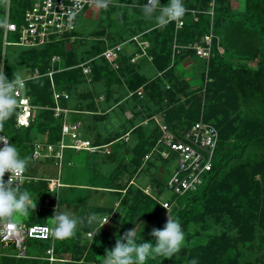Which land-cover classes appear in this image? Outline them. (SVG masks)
<instances>
[{"label": "trees", "instance_id": "obj_1", "mask_svg": "<svg viewBox=\"0 0 264 264\" xmlns=\"http://www.w3.org/2000/svg\"><path fill=\"white\" fill-rule=\"evenodd\" d=\"M119 1L120 5L132 6L133 13L141 14L137 24L141 29L144 24L141 6L147 0ZM192 1L183 0V3L188 10L202 12L198 15L196 22L189 13H186L183 16L185 24L182 29L175 31L174 23L170 22L167 26L161 27L160 33L158 29L154 28L150 32L149 38L155 43L158 41L161 43L159 50H154V61L157 62V59L161 58L160 62L162 63L159 64V68L162 70H166L171 61L174 41L180 46L197 41L208 33L211 23L213 32L218 37L219 47L223 49V52L219 53L215 44L213 56L208 63L207 82H204L202 87L200 86L195 91H182L184 92L183 96L187 98L185 102L183 101V109L180 110L182 114L184 115L185 111L192 109V105L195 106L189 117L192 123L182 132L202 119L213 124L219 133L213 168L207 173L203 185L195 192H189L182 196L171 194L168 202L171 206L167 210L155 197L161 196L162 192L168 190L166 183L172 169L168 170L166 178H161L160 173L155 172L154 186L158 184L160 187V193L156 196L147 195L143 191L139 192L132 202L129 201L132 190H129L128 187L124 189L115 185L108 190L117 193L118 200L121 199L117 200L119 202L116 209L118 212L117 221L113 222L119 226L116 233L104 226L96 229L92 239L85 237L86 240L82 243L79 234L76 233L69 238L54 237L53 242L32 239L27 241L28 258L17 259L2 255L5 260L16 264H103L105 250L114 248L118 236H122L134 227L137 230L142 224H148L151 231L141 238L137 236V233V243L149 242L155 246L156 240L150 233L153 228L163 229L169 213L174 220L180 222L185 234L184 243L190 244L196 237L210 236L217 230L221 231L219 235L214 236V239L211 238L207 241L210 247L206 249L210 253L204 258L203 264H247L245 259L247 261L252 259L256 264H264V0H244L245 8L242 12L234 11L228 5H224V0H213V20L206 14L212 0ZM5 2L6 0H0V20L7 19L20 25L22 15L29 6L30 0H9L10 8H8L7 18L4 15ZM167 3L168 0H160L161 6ZM116 5L117 2L112 1L107 9H100V11L112 13L115 11L114 6ZM188 18L190 22L186 21ZM78 34L75 29L70 36L79 39L80 36H75ZM11 35L17 41V35ZM16 41L8 42L16 43ZM3 42L4 27H0V53L3 48L19 49L21 53L16 57V59L18 58L16 61L18 67L28 68V71L21 77L32 75L35 71L39 74V77L28 80L26 84V95L29 102L39 113L35 114L33 111V118L28 127L16 128V110V114L4 123L2 130L10 139L11 144L16 146L20 156L29 158V166L25 173L30 175L28 169L32 163L36 162L32 159L34 145L44 142L43 138H38V135L42 137L44 135L45 140L50 143L56 142L60 137V121L54 117L52 111L46 110V108L54 106L53 89L64 91L69 95V100L61 101L60 104L69 108L73 103L74 109H70L73 112L94 109L91 94L87 92L88 96L82 95V98L78 96L76 102L73 92L78 88V85L84 86L88 81L92 82L91 77L93 78L94 71H101L99 65L105 63L106 66H109L101 54L110 44H106L104 41L98 43V48H95L94 53L96 59L94 62L91 61L92 64L90 61L88 63L91 72L87 78L82 73V64L76 60L74 51L66 48L69 43L64 40L33 47L4 46ZM74 42L75 40L72 43ZM59 44H61L60 47ZM173 55H177V59L188 55L195 56L192 51L184 49L176 55L173 53ZM54 57L58 58L55 62L52 61ZM60 59L62 60L60 61ZM256 62L258 64L256 69L248 67L249 63ZM3 68L6 77L11 80L13 74L16 73L17 65H11L7 61L4 62ZM102 69L109 72V69L104 66ZM167 71L166 75L172 76V69H167ZM48 73H52L51 77L48 76ZM169 81L172 88L177 86L176 83H172V79ZM182 82L179 85L180 89L184 88ZM83 100L88 103L83 105ZM176 102H179V99ZM199 102H203L207 107V111L204 110L202 115H198L196 109ZM184 106L190 108L186 109ZM223 113L225 117L232 119L230 123L232 127L228 131L223 130L213 120L218 114ZM36 116L40 118V124L37 123V125H35ZM31 131H35L34 139H28L27 135ZM182 132L175 133L181 134ZM157 140L153 146L149 147L150 154L147 160H150L154 155L163 163L171 164L172 160L164 159L161 156L162 149H155ZM93 146L98 147L97 145ZM46 162L51 163L50 161ZM139 167V162L131 167L133 173L137 175L136 181L144 180L145 176L142 175L153 174L152 170H150L152 172L149 170L144 172L143 168L138 170ZM125 170L126 166L124 165L122 171ZM32 177L34 176L32 175ZM41 181L32 179L19 186L20 190L22 187L28 186L25 190L30 193L32 201L36 203V211L37 207L43 206L45 199H49L50 205H53L51 198L56 197V191L51 193L48 190L47 181L43 179ZM124 198L126 201L121 204ZM206 218L215 220L212 225L206 226L207 228L203 227ZM12 222L14 221L12 220ZM18 223L47 225L45 223ZM92 229L88 226L85 233ZM51 247H53V262H50L46 255ZM39 248L43 253L33 255L34 250ZM66 254H70L71 259L63 258V255ZM162 258L164 259L163 255L153 254L145 264H156V261Z\"/></svg>", "mask_w": 264, "mask_h": 264}, {"label": "built area", "instance_id": "obj_2", "mask_svg": "<svg viewBox=\"0 0 264 264\" xmlns=\"http://www.w3.org/2000/svg\"><path fill=\"white\" fill-rule=\"evenodd\" d=\"M92 8H94L92 0H30L29 6L22 15L20 25L6 19L7 24L4 26L3 44L4 46L33 47L60 40H64L70 44L75 40L74 36H70L76 29L75 19L86 10ZM72 13H75L74 17ZM186 13L191 14L194 22H196L198 15L202 12L188 10ZM206 14L213 20V0L210 2ZM172 22L174 23L175 31L182 29L185 24L183 17L179 21ZM11 34L17 35L16 43L8 42V36ZM218 42V37L213 32L211 23L208 33L203 35L199 40L184 46H180L174 41L172 50L174 54H178L183 49L190 50L195 56L207 63L208 67V63L213 56L215 44L217 51L219 53L223 52ZM139 48L140 53L134 54L131 62H134L139 57L147 56L144 50L148 48V45L140 43ZM121 52L122 45L119 44L104 50L101 57L109 63L112 69L118 70ZM149 59L151 60L152 58L150 57ZM57 60V57L52 59L53 62ZM81 68L84 75L89 73L86 66L81 65ZM51 74L48 73V76L51 77ZM37 77H39V74L36 71L32 75L22 77L24 85L17 91L19 103L16 109V128L28 127L33 118L35 107L30 104L29 98L26 95V84L28 80ZM51 86L53 87L52 83ZM136 94L140 96L141 92L137 90ZM52 98L54 106L46 108V110L52 111L54 117L60 121V137L54 143H50L47 140H44L43 143H36L32 151V159L34 161H50L57 169L58 167L60 169L66 150L95 152L99 151L102 147L93 146L89 139L83 138L80 132V124L69 120L72 110L60 104L61 101L69 100V95L66 92L53 89ZM153 121L159 126L161 132L156 147L162 149L160 154L164 159L172 160L171 174L166 183L168 191L174 196H182L189 192H195L203 185L207 173L213 168V159L219 142L217 128L213 124L201 119L185 132L176 134L166 124L158 122L155 118H153ZM0 135L7 137L2 131H0ZM0 147H3V145L0 144ZM9 175V173L5 174L6 181ZM32 179L37 180L24 173L23 177L17 180V183L20 186ZM44 180L47 181V188L51 193L57 191L61 186L59 174L54 178L49 177ZM161 204L167 205L168 208L171 206V204H168V201H164ZM49 206V199H45L43 206L37 207V212H40L41 207L47 208ZM104 218L102 217L98 224H95L94 221L89 223V218L86 219L87 225L93 228L85 233L87 239H92L96 229L103 226ZM51 228L48 225L42 224L26 225L18 222L10 224L0 222V255L17 259L28 258L27 241L35 239L53 242L55 236L48 231ZM46 254L48 260L53 262V247L48 249Z\"/></svg>", "mask_w": 264, "mask_h": 264}, {"label": "crops", "instance_id": "obj_3", "mask_svg": "<svg viewBox=\"0 0 264 264\" xmlns=\"http://www.w3.org/2000/svg\"><path fill=\"white\" fill-rule=\"evenodd\" d=\"M90 10H86L85 13ZM92 10L100 11L95 7ZM157 14L159 15V12ZM153 20L154 18L147 19L143 16V26L140 29V26L136 25V29L130 33L129 38L125 39L131 38L129 41L125 43L116 41L115 44H111V42L110 46H107L110 48L122 45L120 68L114 70L110 65L111 68L106 66L105 63L99 65L101 71L95 70L93 78L91 77L92 82L88 81L84 85L85 88H88V94H91L93 98L95 108L92 110L82 109V112L72 111L71 114L74 117H69L71 122L80 124L83 138L88 139L86 137L89 135L95 141L93 145L102 147L101 154L104 162L115 166L112 171L109 169V172L105 173L100 170L93 171V168H84L86 173L91 171L92 179L95 182L110 179L119 181L125 178L136 181L137 175L133 173L131 167L138 162L140 163L138 170L143 167L149 158V147L153 146L161 134L159 126L153 121V118L166 124L169 129L175 132L184 131L192 123L189 118L192 110L188 109L184 115L180 111L183 109V101L185 102L187 99L183 96L184 92L182 91H195L200 86L202 87L204 83L201 76L205 62L197 56L189 55L177 59V55L174 56L172 51L171 61L167 68L172 69V76L166 75L169 70L159 68V64L162 63L160 62L161 58H158L157 62L154 61L155 51L159 50L161 43L160 41L155 43L149 38V35L154 28L158 29L160 33L161 27L151 23ZM80 37L79 39L82 38ZM104 39V36L99 34L98 40L104 41ZM140 43L148 45V48L144 50L147 56L139 57L131 62L130 59L133 55L140 53ZM82 65L88 68L89 73L91 72L88 63ZM103 66L110 68L108 73L102 69ZM89 73L83 75L88 78ZM169 79H172V83H176L177 86L172 88ZM181 82L184 83L183 89H180L179 86ZM137 90L141 92L140 96L136 94ZM177 99L179 102H176ZM72 104L69 109L73 110ZM151 117H153L152 120H150ZM89 140L91 141V139ZM72 164L69 162L68 174H71ZM124 165L126 170L123 172ZM75 177L68 176V179L72 180ZM66 186L70 187L71 185L66 184ZM117 204L119 206L118 201ZM108 228L116 233L119 226L116 223H111Z\"/></svg>", "mask_w": 264, "mask_h": 264}, {"label": "rangeland", "instance_id": "obj_4", "mask_svg": "<svg viewBox=\"0 0 264 264\" xmlns=\"http://www.w3.org/2000/svg\"><path fill=\"white\" fill-rule=\"evenodd\" d=\"M114 2H117V5L114 6L115 11L112 13H105V11H95L90 10L88 12H84L81 15H79L75 19V26H76V34L75 36H80L81 39H75L74 43H70L67 45V49H71L74 51L75 58L77 61H79L81 64L83 63H89V61H93L96 59L94 56L95 48H98V43H100L99 34L104 36V42L106 41V44H115V42H122L125 43L128 40H125L129 38L130 33L133 32L136 29V25L140 21L141 14H135L132 11V6L127 7V5H120L119 0H112ZM187 2L192 0H186ZM193 2V1H192ZM130 5V4H129ZM224 5H228L229 8L233 9L237 12H242L245 8L244 0H224ZM8 8H10L9 0H6L5 2V16H7ZM159 12V10L157 11ZM236 13V12H234ZM157 13H154V20L151 23L156 24L155 16H157ZM191 15V14H189ZM190 18V17H189ZM189 18L186 19L187 22L189 21ZM153 26V25H152ZM9 41H16V39L9 35ZM221 39V37H220ZM222 44V39H221ZM223 45V44H222ZM59 47L61 44L58 45ZM102 46V45H101ZM59 49V48H58ZM21 51L17 48H11V49H4L0 53V65H4V62H9L11 65H17L16 73H19L20 75H24L28 68L25 66H19L16 57L19 56ZM62 59H60L61 61ZM91 62L90 64H92ZM248 67L251 69H256L258 67L257 62L256 63H249ZM207 69V71H206ZM203 74H202V80L203 83L207 82V73H208V67L207 63H204L203 65ZM78 88L75 89L73 92V98L74 100H78V96L82 98V95H87L88 88H85L84 86H77ZM88 101L83 100V105H86ZM202 103V104H201ZM196 106L198 115H202L204 113V110L207 111V107L203 102L197 103ZM192 111L194 110L195 106L192 105L191 107ZM34 113L37 114L39 111H35ZM70 118H73L74 115L70 114ZM39 117L35 119V125L40 124ZM215 122H217L218 125H220L223 130L228 131V129H231L230 123L232 122L231 118L225 117L224 113L221 115H217L215 119H213ZM228 125V126H227ZM35 132V131H34ZM33 131H31L27 136L28 139H34L36 134ZM45 140V136L38 135V138ZM88 139H91L92 144H95V141H93V138H90L89 135L86 137ZM158 147H155L157 149ZM102 148L99 151L95 152H75L73 150H66L64 153V161L62 164V167L56 168V166L53 163L46 162V160H38L32 163L30 168L28 169L30 172V175L36 177L37 180H44L49 177H56L58 174L60 176V183L61 186L56 191V197L51 198L53 201V205H50L49 207H41L40 212L32 211L30 209L29 214L27 215H16L13 218L14 222H27V223H45L50 227H54V209L59 205V207L56 209L57 212H68L72 214L74 217H79L81 219V223L78 225V228L76 230V234H79L80 242H84L86 240L85 238V231L87 230L88 226L86 225V218H89L92 214H96L98 217H100L99 220L94 221L95 224H98L102 217H109L110 221L108 220V223L106 227H109L111 223L116 222L117 213L116 207H117V200L118 195L117 193L111 192V187H115V185L122 187L124 189L132 190V193L130 194V200L134 201L135 197H137L139 192L146 193L147 195L156 196L160 193L158 184L154 186L155 180L153 177L156 173H160L161 178L167 177V172L169 169L172 168V163H163L161 160H158L156 156H152L150 160H146L143 169L144 172L146 170L153 171L152 175H142L145 176L144 180H138V181H129L127 178L118 180H107L103 182H95L92 179L91 171H88L86 173V170L84 171V168L95 170H100L102 172H109L112 171V168L115 166H111L110 163H105L103 156H102ZM69 162H72L71 165L72 168L70 169L71 174L69 173ZM29 166V165H28ZM111 166V168H110ZM157 170V171H156ZM150 171V172H152ZM159 171V172H158ZM156 172V173H155ZM93 174V173H92ZM69 177H75L72 180L68 179ZM42 182V181H41ZM40 182V183H41ZM90 182V183H89ZM131 182L132 185H131ZM66 184H70V187H67ZM92 184V185H90ZM73 185V186H72ZM131 185V186H130ZM28 186L22 187L21 191H25V188ZM98 187H101L102 189H96ZM130 187V188H129ZM155 187V189H154ZM157 187V188H156ZM122 195V194H120ZM171 193L166 190L162 192V195L159 197H155L157 200L160 201V203L164 201H168L171 198ZM56 198V199H55ZM56 200V201H55ZM119 200H121L119 198ZM118 200V201H119ZM56 203H55V202ZM126 201L122 200L121 204H123ZM127 201V202H129ZM128 205V204H127ZM126 205V206H127ZM169 209V208H167ZM116 212V213H115ZM169 212V211H167ZM212 218H206L204 222V226H210L213 223ZM207 228V227H206ZM151 231V227L148 224H142L138 227L136 230V235L140 238L142 236L147 235ZM221 231L217 230L215 231V234H212L210 236H203V237H196L193 241V243H182L180 251L176 254H174L171 257L163 256L164 259H160L156 261V264H189V262L193 259L198 261V264L204 263V258L209 256L210 251L206 248L209 245L207 244L208 240L211 238H215L214 236L219 235ZM205 248L206 250H204ZM42 249L34 250L33 255H39L42 254ZM47 255V254H46ZM65 259H71L70 254L63 255ZM17 261V260H16ZM247 264H256L254 260L250 259L247 261L245 259ZM0 264H16L12 261L5 260L2 255H0ZM244 264V263H243Z\"/></svg>", "mask_w": 264, "mask_h": 264}, {"label": "clouds", "instance_id": "obj_5", "mask_svg": "<svg viewBox=\"0 0 264 264\" xmlns=\"http://www.w3.org/2000/svg\"><path fill=\"white\" fill-rule=\"evenodd\" d=\"M96 9H107L112 0H92ZM145 18L152 19L154 13L159 10V15L155 16L158 27H165L172 21H179L188 11L183 0H168V3L161 6L160 0H147L141 6ZM75 16V13H72ZM7 20H0V27H4ZM24 80L19 73L13 74L9 80L4 72L3 65H0V131L3 130L4 123L9 120L18 107L17 91L23 87ZM0 222L12 223L16 215H27L30 209L35 211L36 203L32 201L30 193L21 191L17 180L23 177L29 164V158H22L18 149L10 140L0 135ZM9 173V178L5 180V174ZM167 210V205H161ZM59 205L56 207V209ZM54 209V227L48 231L57 238L72 237L78 225L81 223L79 217H74L68 212H57ZM96 214L89 217V223L99 220ZM109 217H105L103 226L108 223ZM102 226V227H103ZM101 227V228H102ZM156 240L153 246L149 242L137 243L136 228L126 231L122 236H118L114 248L105 250L103 264H145L146 260L153 254L171 257L180 251L185 240V234L178 220H174L168 213L166 225L163 229L153 228L150 233ZM189 264H198L193 259Z\"/></svg>", "mask_w": 264, "mask_h": 264}]
</instances>
